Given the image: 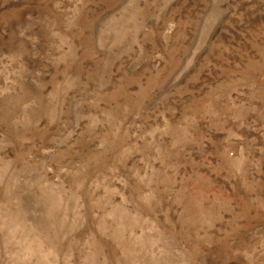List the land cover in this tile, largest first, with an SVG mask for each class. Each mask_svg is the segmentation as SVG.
<instances>
[{
  "label": "rangeland",
  "instance_id": "374dc122",
  "mask_svg": "<svg viewBox=\"0 0 264 264\" xmlns=\"http://www.w3.org/2000/svg\"><path fill=\"white\" fill-rule=\"evenodd\" d=\"M0 264H264V0H0Z\"/></svg>",
  "mask_w": 264,
  "mask_h": 264
}]
</instances>
